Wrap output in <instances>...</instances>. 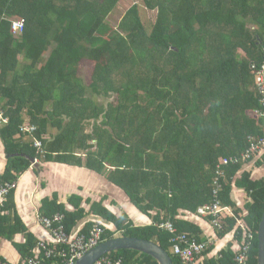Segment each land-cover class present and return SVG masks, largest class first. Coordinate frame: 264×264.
Masks as SVG:
<instances>
[{"label":"trees","instance_id":"1","mask_svg":"<svg viewBox=\"0 0 264 264\" xmlns=\"http://www.w3.org/2000/svg\"><path fill=\"white\" fill-rule=\"evenodd\" d=\"M121 1L0 0V102L9 117L0 121V160L2 147L7 159L0 183L17 180L35 159L104 173L151 224L136 225L100 201L88 202L86 210L79 195L70 201L74 209L45 200L42 216L63 214L66 232L87 237L95 221L74 232L78 223L90 214L102 217L109 224L100 222V243L150 239L180 264L171 252L174 234L159 224L169 220L179 233L205 240L198 221L179 215L204 217L198 210L215 200L219 160L241 157L253 137L263 136L262 120L248 111L262 110L252 65L263 61L264 0H140L157 12L152 25L135 3L112 26L108 18ZM15 20L24 21L18 34ZM89 66L90 81L84 76ZM26 122L35 131L24 132ZM244 162L226 167L219 197L237 217H229L219 235L240 219L255 234L248 264H258L264 176L241 171ZM234 187L246 193L241 210ZM13 195L14 189L0 205V236L25 235L23 243L14 242L25 263L38 256L44 264H64L58 255L47 259L22 220L7 216ZM221 253L206 263L237 264L232 244ZM105 256L121 264H160L133 249Z\"/></svg>","mask_w":264,"mask_h":264},{"label":"crops","instance_id":"2","mask_svg":"<svg viewBox=\"0 0 264 264\" xmlns=\"http://www.w3.org/2000/svg\"><path fill=\"white\" fill-rule=\"evenodd\" d=\"M254 87L256 88V81ZM248 115H251L257 121L262 120L264 124V116L258 113L256 109L248 111ZM1 149L0 173L5 170L7 160L3 147ZM244 170L252 172L253 178L256 179L264 176V153L244 162L241 171ZM14 182H16V187L14 188L13 204L10 206L7 216H10L12 222L17 221L16 217L22 220L37 241H53L51 233L40 221L43 213V202L47 199L56 200L59 204L74 209L70 201L74 195H79L83 198L82 206L86 210H89L91 205L88 202L100 201L111 207L118 215L124 212L128 213L136 225H148L153 222V218L137 208L123 189L111 182L106 174L97 173L85 166L67 165L54 161L38 162L25 173H22ZM245 195L243 188H233V196L237 202V208L240 210L244 208ZM229 207L233 210L232 216L237 217L234 207ZM151 213L155 215L157 211L152 210ZM179 216L198 221L202 228L203 239L218 236L220 233L211 225L210 219L207 217L201 218V216H191L187 213H182ZM225 236L219 237L220 244L215 250H211V255L222 247L227 249L231 244L233 247L230 236L229 244H227L228 239ZM25 238L23 234H16L12 238L13 240L0 236V255L8 257L13 264H26L14 244V242L23 243L26 240Z\"/></svg>","mask_w":264,"mask_h":264},{"label":"built area","instance_id":"3","mask_svg":"<svg viewBox=\"0 0 264 264\" xmlns=\"http://www.w3.org/2000/svg\"><path fill=\"white\" fill-rule=\"evenodd\" d=\"M24 27L23 20H15L13 23V30L16 34L20 33ZM252 71L255 75L256 88L260 94V103L262 110H257L258 113L264 116V53L263 61L260 64H253ZM2 103L0 102V121L7 122L9 117L5 116ZM36 126L25 123L23 125L24 132L35 131ZM36 148L42 150V140L36 139L34 142ZM43 152V151H42ZM264 152V131L263 136L260 138L253 137L251 139V145L248 150L242 154L241 157H223L219 160L216 167V176L214 179V193L215 200L209 204L201 206L198 212L210 219L211 225L218 232H223L227 226L226 220L229 216L233 215V210L225 205L222 199L219 197V193L223 190V182L226 178V167L229 164L239 163L241 161H249L254 156H260ZM39 162L35 159V163ZM16 187V182L0 183V205L9 196L12 189ZM64 215L56 213L52 216H41L40 221L42 225L49 230L52 235L53 241L40 240L38 241V251H43L44 256L47 259L53 258L55 255L63 258L64 264H75L77 259L86 253L89 249L95 247L100 243L104 228L102 224L95 221L92 229L91 236L87 237L84 234H70L66 232L63 223ZM159 226L165 230H168L171 234H174L171 239L172 253L179 256L180 264H207L206 261L212 259H220L222 257L221 251L224 249L220 248L215 254L211 255V250H215L220 244V236H210L205 240H198L197 238H190L186 233H179L176 226L171 221H164ZM229 236L233 242V248L235 250L234 260L237 264H248L249 254L253 248L255 234L248 229L245 223L240 219L237 221L236 228L232 232L228 233L225 238L228 240ZM68 245V246H67ZM60 246V247H59ZM69 251L71 252L69 254ZM215 256V257H213ZM42 257H29L26 264H44ZM0 264H10L5 258L0 257ZM95 264H121V260H113L110 257L103 256Z\"/></svg>","mask_w":264,"mask_h":264},{"label":"water","instance_id":"4","mask_svg":"<svg viewBox=\"0 0 264 264\" xmlns=\"http://www.w3.org/2000/svg\"><path fill=\"white\" fill-rule=\"evenodd\" d=\"M90 220L102 222L106 225L109 224L104 218L90 214L78 223L74 232ZM120 249H133L149 254L160 264H174L170 252L160 244L153 240L136 236H119L107 239L89 249L77 259L75 264H95L107 253ZM258 264H264V213L258 230Z\"/></svg>","mask_w":264,"mask_h":264},{"label":"rangeland","instance_id":"5","mask_svg":"<svg viewBox=\"0 0 264 264\" xmlns=\"http://www.w3.org/2000/svg\"><path fill=\"white\" fill-rule=\"evenodd\" d=\"M135 3H139L140 5V10H141V16L143 20L145 21L146 25L149 26V24H153L155 17H156V10L152 11L144 7L143 3H141L140 0H122L118 6L114 9L112 14L109 16L108 21L112 26H117L127 10L134 5ZM249 26L251 24L249 23ZM49 52L46 53V57H48ZM93 67L89 66L87 68H84V76L86 77L87 80H91L90 74L92 73ZM28 123V122H26ZM172 252V250H171Z\"/></svg>","mask_w":264,"mask_h":264}]
</instances>
